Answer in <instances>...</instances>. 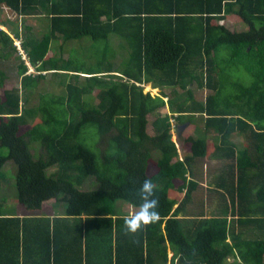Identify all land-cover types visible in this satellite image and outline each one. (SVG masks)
<instances>
[{
    "label": "trees",
    "instance_id": "16d2710c",
    "mask_svg": "<svg viewBox=\"0 0 264 264\" xmlns=\"http://www.w3.org/2000/svg\"><path fill=\"white\" fill-rule=\"evenodd\" d=\"M0 14L2 26L39 17L49 28L38 36L18 20L14 38L0 29V60H19L21 83L6 88L0 65V189L12 162L22 206L42 211L54 200L62 209L10 214L0 194V264H264V0H0ZM232 15L246 28L225 26ZM85 37L104 42L90 64L77 62L74 49L65 57L64 43L48 55L53 40ZM242 67L250 85L232 79ZM48 74L61 76L63 93L38 92L32 106ZM147 84L172 92L152 96ZM96 90L98 103L87 98ZM198 118L218 134L214 154L223 162V174L208 173L209 193L230 199L255 238L227 217L204 216L196 178L213 153L207 135L185 131L183 159L173 141L174 128ZM145 178L159 219L131 233L123 206L139 210Z\"/></svg>",
    "mask_w": 264,
    "mask_h": 264
},
{
    "label": "rangeland",
    "instance_id": "374dc122",
    "mask_svg": "<svg viewBox=\"0 0 264 264\" xmlns=\"http://www.w3.org/2000/svg\"><path fill=\"white\" fill-rule=\"evenodd\" d=\"M45 20H43V18H39V17H30L28 18V22H26V25H30L31 28L33 29V32H36V34L38 36H41L44 33H47L49 28L47 29V26L45 25ZM225 26H227L228 28H230L231 30H239L242 27L246 28V25L242 22V20L235 16H229L227 18L226 21L222 22ZM24 33V31H22V34ZM116 36H112L111 40L113 41L114 39H116ZM61 39V38H60ZM118 39V38H117ZM62 40V39H61ZM63 41V40H62ZM114 44L117 43L116 41H113ZM56 43V42H55ZM60 43V44H59ZM56 43L55 45H53V47L51 48V52L53 53L55 49H53L56 46L61 45V42ZM104 42H95L93 41L90 37H85L81 40H73L70 41L69 43H67V45L65 46L66 51L68 52L66 54L65 57H69L70 55V48L74 49V58L77 60V62H86L88 64H90V62L92 61V59H96V55H99L98 51L102 48V44ZM17 49H18V53L16 55L20 54V48L22 49V47L20 46V43H15ZM24 59V56H22ZM124 57H120L118 56L117 61L121 60ZM19 64V60L18 59H10L9 61H1L0 60V65L2 66V68L7 71L8 73V79L6 81V88H12V87H21V83H20V78L18 77V73H17V66ZM29 70L28 73H32L35 74L36 71L34 68H32L29 64ZM233 80L238 79L240 82H242L245 85H250L253 82V77L250 75V73L244 68H237L234 70L233 73ZM80 81H84L83 79H85V74H82L80 76ZM61 82V76L56 75V76H52L51 74H48V79L47 80H43L41 82V84L39 85L38 88H36V92L32 94V99L30 104L32 106L37 105L38 103V97H37V93L38 92H42V93H47V92H55L57 94H61L63 93L64 90V86H62L60 84ZM144 92L148 93L150 92L152 96H156L159 95L158 90H154L153 87H151V85L147 84L144 85ZM30 92H26L25 90L22 91V95L24 97V99L26 98V96L29 95ZM97 94V90L94 93V97L93 96H87L88 100H92L95 103H98V100L96 99V95ZM166 100V99H165ZM167 101V100H166ZM163 112H166L165 110ZM149 125H148V130L149 133L152 134V121L154 120V116L151 115L149 116ZM197 122H199V118L196 120ZM195 122V123H197ZM201 123V122H200ZM186 124V123H185ZM198 125L197 124H192V126H190V129L192 131L195 132L196 136H198L197 130L198 129ZM183 129V126H180V130ZM184 131V130H183ZM187 131V130H186ZM190 131V130H189ZM178 132L174 133L173 132V141L176 142L177 148L179 151H182L183 154L185 155L187 152H189V148H190V144L184 142L183 140H180V137L182 136L180 134V137L178 138ZM201 136H204V130L201 129ZM39 146V144H35L34 146ZM4 185L2 187V189H0V194L3 195L6 198V202H5V212H10L11 210L13 211H17L16 214L20 213L23 215H27L28 213L30 214H49L52 215L53 213H55V211H62L61 209V205H59L58 203H56V201L51 200V201H47L44 203L43 205V210L42 211H28L24 206H22L17 199L15 198V174H16V169L15 166L13 165L12 162H8L5 166H4ZM94 179H89L88 182L83 186L84 190H89L92 189V182ZM7 196V197H6ZM124 210L131 212V214H134L136 212V210H134L132 207H128L127 205H124ZM169 257H171V251H169Z\"/></svg>",
    "mask_w": 264,
    "mask_h": 264
},
{
    "label": "crops",
    "instance_id": "0c3cea01",
    "mask_svg": "<svg viewBox=\"0 0 264 264\" xmlns=\"http://www.w3.org/2000/svg\"><path fill=\"white\" fill-rule=\"evenodd\" d=\"M3 16H4L3 14H0V18L3 17ZM28 18H30V17L24 18V21H22V18L20 20L18 19L19 20V26L22 25V23H24L25 20H26V22H28ZM18 20H15V21L12 20L9 27L2 26L0 24V29L6 31L9 35H11V37H13L11 32L13 31V29L15 27L18 26V24H17ZM44 22H45V25L47 26V29H48V22L46 20ZM55 42L56 43L61 42V44L64 43L65 44L64 48H65L67 43H69L70 41L69 42H63L60 38L57 39V40H53L52 43H51V47H50V51H49L48 55H52V52H51L52 49L51 48L53 47V45L56 44ZM15 43H21V42L19 40H15ZM118 44L119 43H115L114 45L116 47H118ZM57 48H59V46H56L53 49H57ZM70 50L72 51L73 48H70ZM65 51H66V49H65ZM67 53L68 52L66 51L65 52V56H66ZM149 85H151V87L153 86L152 84H149ZM153 89L154 90L155 89L158 90L159 93H161L162 91H165V93L167 95L172 92V89H170V88H165L163 90L161 88H153ZM166 112H169V108L168 107L166 109ZM195 122H197V121L193 120V123L197 124L199 126L198 129L200 130V132H201V129H203L204 132L206 133L207 139L209 140L208 144L210 146L211 151L213 152L211 154V156L206 161H202L203 168H202V170L199 173V178H198V175H197V178H196V179H199V187H198L199 188V193H201L204 196V199H205V205H204L205 206V212H203L204 216L205 217H211L212 214H217V216L227 217L229 224L233 226V230H235L236 233L241 234V232L243 231L244 232L242 234L243 238H247V239L255 238L256 235H257L256 233H254L256 231V229L253 228L252 225L248 224L247 222H245V224L243 223V225H241V223H239L240 218L237 216L236 213L233 214V211H234L233 209L234 208H233V205L230 202V199H226L227 202H224V201L223 202H219L215 192H214V194L210 195L209 191H210V189H213L214 186H211L212 184H210V182H209L210 174H208V173H211V174H218V173L223 174L222 173L223 172V167H222L223 166L222 165L223 162L221 160H218L215 157V154H214L216 146L219 145V143H218L219 136H218V134H216L214 132V130H212V129L207 130L205 128V122L200 121V120L197 123H195ZM180 126H183V129L180 130ZM190 126H192V124H190V123L179 124L178 125V130H177V132H179L178 138L180 137V134L182 135L180 137V140L184 139L183 136H184L186 130L187 131L190 130L189 132H191V134L196 135L195 132L190 129ZM198 129H196L197 133H198ZM183 141L186 142L185 140H183ZM232 142L236 144L238 149H243L244 145H245L244 144L245 143V137L242 134H235L233 136V138H232ZM186 143H188V142H186ZM188 144H190V143H188ZM179 155H180L181 159L184 158V154H183L182 151H179ZM190 177H189V179H190ZM218 208H220L221 210H217ZM236 210H238V209L236 208ZM213 212H215V213H213ZM7 213L16 214L17 211L15 212V211L11 210L10 212H7ZM16 215H19V216L21 215L22 216L23 214L18 213ZM172 255L173 254L171 253V257H172ZM233 260L234 259L232 258V261Z\"/></svg>",
    "mask_w": 264,
    "mask_h": 264
},
{
    "label": "clouds",
    "instance_id": "9594fccd",
    "mask_svg": "<svg viewBox=\"0 0 264 264\" xmlns=\"http://www.w3.org/2000/svg\"><path fill=\"white\" fill-rule=\"evenodd\" d=\"M20 53H23V50L21 48ZM177 130L178 129H175L173 130V132L176 133ZM138 193L139 198L141 200V203L138 205L139 210L131 216L125 218L124 221L125 227L131 233H136L143 227H146L147 225L156 222L159 219L160 215L158 211L159 199L156 195L155 185L151 179H144L138 189Z\"/></svg>",
    "mask_w": 264,
    "mask_h": 264
},
{
    "label": "built area",
    "instance_id": "2783aa9c",
    "mask_svg": "<svg viewBox=\"0 0 264 264\" xmlns=\"http://www.w3.org/2000/svg\"><path fill=\"white\" fill-rule=\"evenodd\" d=\"M26 58V56L24 55V59ZM174 130H175V128H174Z\"/></svg>",
    "mask_w": 264,
    "mask_h": 264
},
{
    "label": "water",
    "instance_id": "95a60500",
    "mask_svg": "<svg viewBox=\"0 0 264 264\" xmlns=\"http://www.w3.org/2000/svg\"><path fill=\"white\" fill-rule=\"evenodd\" d=\"M179 133V132H178Z\"/></svg>",
    "mask_w": 264,
    "mask_h": 264
}]
</instances>
